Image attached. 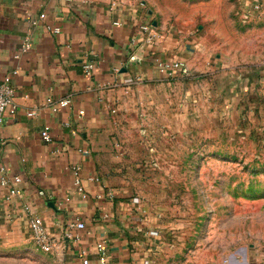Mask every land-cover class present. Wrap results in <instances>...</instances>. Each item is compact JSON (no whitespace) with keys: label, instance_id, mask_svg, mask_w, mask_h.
Listing matches in <instances>:
<instances>
[{"label":"crops","instance_id":"obj_1","mask_svg":"<svg viewBox=\"0 0 264 264\" xmlns=\"http://www.w3.org/2000/svg\"><path fill=\"white\" fill-rule=\"evenodd\" d=\"M150 7V0H0V81L18 71L12 78L17 110L8 109L0 124V264H82L83 253L99 264L101 242L107 264H159L185 249L174 223L161 225L133 199L114 151L140 104L176 106L180 81L213 63L197 51H206L201 35H184ZM26 39L31 49L22 53ZM179 60L188 77L158 69ZM89 61L95 64L90 77L83 69ZM45 127L50 143L41 136ZM73 166L81 167L82 193ZM15 176L22 179L15 186L20 195L8 202L1 179ZM26 206L54 239L51 252L35 244ZM77 220L85 230L71 228ZM71 229L79 241H66ZM228 264H248L247 255Z\"/></svg>","mask_w":264,"mask_h":264},{"label":"rangeland","instance_id":"obj_2","mask_svg":"<svg viewBox=\"0 0 264 264\" xmlns=\"http://www.w3.org/2000/svg\"><path fill=\"white\" fill-rule=\"evenodd\" d=\"M249 1L150 0L170 26L201 35L206 51H197L213 62L188 77L179 60L188 79L178 104H140L114 143L133 199L186 240L182 254L159 264H228L243 255L264 264V0L257 14Z\"/></svg>","mask_w":264,"mask_h":264},{"label":"built area","instance_id":"obj_3","mask_svg":"<svg viewBox=\"0 0 264 264\" xmlns=\"http://www.w3.org/2000/svg\"><path fill=\"white\" fill-rule=\"evenodd\" d=\"M248 5L249 13L251 14H257L261 9V0H250L249 2H246ZM149 27H143V31H148ZM31 49L30 41L26 39L22 46V53H28ZM185 64L183 62H162L158 63V69L160 72L168 75L173 76L175 72L184 69ZM260 68L264 70V58L262 59L260 63ZM83 69L87 76H91L93 74V71L95 69V64L92 61L87 62L83 65ZM18 71H14L13 73L7 75L0 81V124L3 121L4 114L8 109H12L13 111L17 110V105L15 103V89L13 86V76L17 75ZM70 104V101L68 99H64L60 102V105L62 107H66ZM84 113L81 112V115ZM36 115L35 111L29 112V117H34ZM42 139L50 143L52 142V137L50 135V129L48 127H45L41 133ZM72 172L74 174L75 178V186L78 190V192L82 193L84 192V188L82 185V179H81V167L79 166H73ZM22 183V179L19 176H15L14 178L10 179L8 177H3L1 179V185L8 189L7 195H6V201L10 202L15 197L20 195V190H18L15 186ZM66 201H69V199H66ZM26 213L28 214L29 219V228L32 233L33 240L37 247L41 249L44 252H51L55 246L54 239L49 235L47 232L43 220L39 218L34 209L31 206H26L24 208ZM71 228H75L79 231L85 230L86 224L83 221L77 220L76 223H73L71 225ZM66 241H79L80 236L78 234H75L73 232V229L68 231L65 234ZM97 250V256H98V263L99 264H107L109 255L107 250V245L104 242L98 243L96 246ZM82 264H91V261L86 253H83L82 257ZM226 264V261H225Z\"/></svg>","mask_w":264,"mask_h":264},{"label":"water","instance_id":"obj_4","mask_svg":"<svg viewBox=\"0 0 264 264\" xmlns=\"http://www.w3.org/2000/svg\"><path fill=\"white\" fill-rule=\"evenodd\" d=\"M154 25H156V23H154ZM49 207H51L52 209H56V206L53 202L49 203Z\"/></svg>","mask_w":264,"mask_h":264}]
</instances>
